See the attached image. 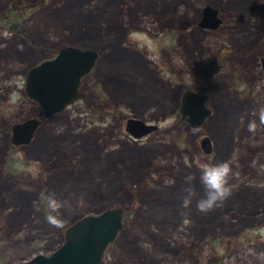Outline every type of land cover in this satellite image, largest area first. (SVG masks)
I'll return each mask as SVG.
<instances>
[{"label": "rangeland", "instance_id": "1", "mask_svg": "<svg viewBox=\"0 0 264 264\" xmlns=\"http://www.w3.org/2000/svg\"><path fill=\"white\" fill-rule=\"evenodd\" d=\"M204 4L217 7L216 28L197 26ZM65 44L99 56L84 95L45 117L24 75ZM261 54L264 0H0V264L50 253L72 221L117 205L105 264H260L264 129L247 123L264 106ZM185 87L208 96L196 127L179 119ZM32 115V139L12 143L11 123ZM131 116L157 127L133 138ZM222 161L232 194L200 212V168ZM53 200L63 227L46 220Z\"/></svg>", "mask_w": 264, "mask_h": 264}, {"label": "water", "instance_id": "2", "mask_svg": "<svg viewBox=\"0 0 264 264\" xmlns=\"http://www.w3.org/2000/svg\"><path fill=\"white\" fill-rule=\"evenodd\" d=\"M199 13L197 26L216 28L219 25L217 7L204 4ZM98 56V50L92 47L74 44L59 47L54 56L40 59L25 72V94L36 100L45 117L63 111L83 96L80 87L83 75L91 71ZM259 65L264 76V54L260 56ZM180 93L177 107L179 119L191 127L200 125L210 114L206 92L185 87ZM41 119L32 115L11 123L10 141L14 144L29 142ZM123 127L128 135L139 138L157 126L131 116L125 119ZM199 145L203 153L210 151L211 144L206 135L199 138ZM122 213L119 205L106 207L98 213H86L67 225L65 238L50 253L39 252L11 264H105L104 252L121 228Z\"/></svg>", "mask_w": 264, "mask_h": 264}, {"label": "clouds", "instance_id": "3", "mask_svg": "<svg viewBox=\"0 0 264 264\" xmlns=\"http://www.w3.org/2000/svg\"><path fill=\"white\" fill-rule=\"evenodd\" d=\"M260 129H264V106H261L256 116L247 123V131L249 133L255 134ZM200 172L199 179L204 186L205 193L197 200L196 207L200 212L207 213L215 207L222 205L231 196L232 189L229 178L232 168L227 161L213 164L205 163L201 166ZM194 180V175L190 174L185 177V182L189 185L185 189L187 195L184 198V203L186 205L191 203L192 196L194 195L193 188L191 187ZM57 205V201H51L50 207L52 208V212L46 217V220L53 227L59 228L63 227L64 220L61 216L54 214L57 211ZM60 206L63 205L61 204ZM258 259L260 260V264H264V253H260Z\"/></svg>", "mask_w": 264, "mask_h": 264}, {"label": "flooded vegetation", "instance_id": "4", "mask_svg": "<svg viewBox=\"0 0 264 264\" xmlns=\"http://www.w3.org/2000/svg\"><path fill=\"white\" fill-rule=\"evenodd\" d=\"M211 30H212V29H211ZM261 55H262V54H261ZM261 55H260V56H261ZM53 56H54V55H53ZM260 56H259V57H260ZM262 56H263V55H262ZM259 59H260V58H259ZM259 66H260V65H259ZM261 72H262V71H261ZM262 75H263V74H262ZM263 77H264V76H263ZM80 87H81V85H80ZM82 89H83V88L81 87V91H83ZM83 95H84V91H83ZM206 101H207V99H206ZM206 105H207V104H206Z\"/></svg>", "mask_w": 264, "mask_h": 264}]
</instances>
